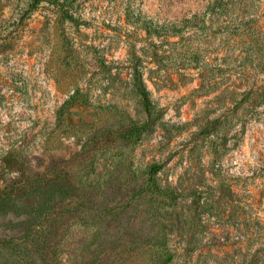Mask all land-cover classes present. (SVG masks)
I'll return each mask as SVG.
<instances>
[{"label":"rangeland","instance_id":"obj_1","mask_svg":"<svg viewBox=\"0 0 264 264\" xmlns=\"http://www.w3.org/2000/svg\"><path fill=\"white\" fill-rule=\"evenodd\" d=\"M211 1L0 0V264H264V0Z\"/></svg>","mask_w":264,"mask_h":264},{"label":"trees","instance_id":"obj_2","mask_svg":"<svg viewBox=\"0 0 264 264\" xmlns=\"http://www.w3.org/2000/svg\"><path fill=\"white\" fill-rule=\"evenodd\" d=\"M224 5V3L222 2V0H212L211 2H209V4L206 6V14L207 15H213V13L216 11V8H222ZM205 17V16H204ZM199 20H203V17L201 18V16L199 15H193L190 18L185 19V22L192 23L190 25H186L185 28L186 29H192V28H196V26H198L197 22H199ZM203 24V23H202ZM182 28L179 27L178 31L181 30ZM190 60V59H189ZM80 94H78V91L75 93H72L71 95L68 96V98L64 101L63 106L67 105L71 106L74 102H77V100H81L82 102L85 103H89V100L87 98H84L83 96H81L80 98L78 97ZM83 98V99H82ZM142 131V126L141 125H136L135 123H131V125L129 126L128 130L125 133V137L128 138L129 140L135 138L136 136H138ZM12 162H14V160L10 157H7L5 159L4 164H6L5 168H8L10 166V164H12ZM159 165L156 164H150L146 167L145 169V175H146V185L147 187L153 191L154 193L157 194H161V196H164L170 200H174L176 198L175 192L172 188L169 187H162L157 183V179H156V173L159 170ZM12 241L8 240L5 242L6 246L10 247ZM161 261L160 264H167V262L170 260L171 255H170V251L166 245V242L164 239H161Z\"/></svg>","mask_w":264,"mask_h":264}]
</instances>
